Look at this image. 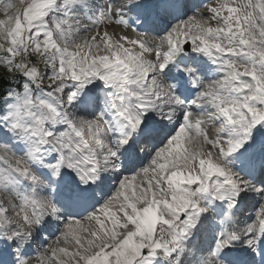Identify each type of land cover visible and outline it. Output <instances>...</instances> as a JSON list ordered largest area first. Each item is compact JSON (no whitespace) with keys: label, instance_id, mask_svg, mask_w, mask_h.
I'll list each match as a JSON object with an SVG mask.
<instances>
[{"label":"snow or ice","instance_id":"1","mask_svg":"<svg viewBox=\"0 0 264 264\" xmlns=\"http://www.w3.org/2000/svg\"><path fill=\"white\" fill-rule=\"evenodd\" d=\"M0 81V264H264V0H0Z\"/></svg>","mask_w":264,"mask_h":264}]
</instances>
